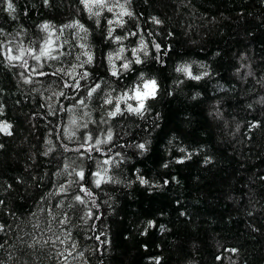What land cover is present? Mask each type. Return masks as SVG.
I'll use <instances>...</instances> for the list:
<instances>
[{"label": "trees", "instance_id": "obj_1", "mask_svg": "<svg viewBox=\"0 0 264 264\" xmlns=\"http://www.w3.org/2000/svg\"><path fill=\"white\" fill-rule=\"evenodd\" d=\"M13 3L15 20L0 9V44L12 40L25 49L30 41L42 46L40 38L47 33L39 25L49 23L53 40L67 41L61 51L72 53L61 57L66 67L77 55L87 59L84 51L93 56L91 64L76 69L89 73L87 82L80 81L77 100L86 97V83H101L115 100L141 73L156 78L159 87L143 117L125 112L111 118L105 112L111 106H102L95 94L85 99L87 108L76 106L71 89L52 84L46 91L36 78L25 84L18 75L24 69L6 59L0 63V121L12 125L11 136L0 132V264H157V258L159 264H264V0H108L113 11L105 7L99 17H90L79 0H51L50 7L43 0ZM119 4L133 15L119 17L122 25L108 24L117 20L121 9L114 5ZM153 16L161 23L155 24ZM75 21L84 24L87 36L64 27ZM115 36L125 38L117 43ZM142 38L148 55H137L143 62L112 76L113 64L119 70L136 58L132 49L140 47ZM155 43L161 44L159 51ZM121 47L122 58L115 59ZM34 63L29 59V66ZM55 63L48 61L46 70ZM181 65H190L192 74L202 78L177 72ZM38 79L47 86V78ZM61 90L68 98L48 99ZM73 118L77 125L88 122V128L72 125ZM109 127L113 141L99 145L100 152L94 146L91 153L81 149V160L75 149L83 134L90 132L95 140ZM139 143L147 150L138 149ZM182 147L193 155L177 164L186 155ZM110 158L111 165L102 163ZM205 158L210 162L203 163ZM65 164L77 171L82 165L86 175L106 168L120 182H102L99 188L88 183V195L79 190L84 182L68 175ZM137 175L149 184L141 185ZM61 184L67 186L65 193L58 191ZM89 209L94 219H81Z\"/></svg>", "mask_w": 264, "mask_h": 264}, {"label": "snow or ice", "instance_id": "obj_2", "mask_svg": "<svg viewBox=\"0 0 264 264\" xmlns=\"http://www.w3.org/2000/svg\"><path fill=\"white\" fill-rule=\"evenodd\" d=\"M79 2L84 6V8L88 11V13L91 16L99 17L101 15V10L105 7H107V10L109 12L113 11V7H108V0H79ZM127 3L130 4L131 0H126ZM44 5L46 6H51V0H43ZM6 5V7H4ZM118 6L121 11L117 13V20H108V24H117L122 25V20L119 19L121 16H129L131 17L133 15L132 12L128 11L127 8L125 7L124 4H119V5H114ZM0 9L3 11L7 12L10 16L11 19L15 20L16 17L13 15L15 13L16 9L14 7L13 0H0ZM95 9V10H94ZM27 14V13H25ZM152 20L155 24H160L161 21L157 19L155 16L152 17ZM99 23V20L97 19L96 21ZM52 26L49 23H43L39 25V28L41 32L47 33L46 37H41L40 40L42 41V46L39 43L31 42L30 44L32 46L28 48H23L21 44H13L12 40H9L7 45L0 44V63L3 62L4 59L7 60L8 64L13 66V67H18L21 69H24V71H20L18 75L23 78V82L25 84H33L34 83V78L35 83H40L42 87H45V90L47 91L52 84H56L59 88L61 89H71L75 95H73L71 98L76 100V106H84L87 108V104L85 103V99L92 98L93 95L95 94V98L100 102V104L103 105H108L111 106L110 109H105L107 117L114 118L118 114L120 116H123L125 112L127 113H132L136 114L138 116L143 117L145 111H150L151 105L148 104L149 100H155L156 99V94L159 85L156 82V79L154 77L152 78H147L143 75L139 76V81L128 90V92L123 93L122 95H119L118 97L114 98L112 97L111 92L105 93L104 90L101 88V83H95L94 86H88L87 83L85 84L86 88V97L85 98H80L76 99V96L79 95V93L76 91L80 89L81 83L80 81H86L88 80L89 73L88 71H83V72H77L76 69L80 68L83 69L86 64H91L93 61V56L88 52L84 51L82 52L81 55L86 56L87 59L82 60L80 55H77L75 57V62L71 63L70 67L65 66V61L61 59L62 56H71L72 53L71 51H61L64 47V43L67 41H64L62 43L57 44L55 40H53V36L55 33L50 31V28ZM64 27L67 28H78L79 31L83 32L85 36H87L88 29L84 26V24L80 23L79 21H75L73 24H68L65 25ZM62 31V30H61ZM115 31V29L110 28L108 30V37H112V33ZM0 35H4V31L2 28H0ZM17 36H19V33H17ZM122 38V36H115L114 41L119 43ZM144 44H146L144 42ZM147 45V44H146ZM81 49H85V44L81 43L79 45ZM161 44L155 43L154 48L159 51L161 49ZM168 45L164 46V55H167L168 52ZM15 49V51H14ZM124 52V48L121 47L116 56L115 59H121L122 56L121 54ZM138 52H143L144 56L148 55V52L145 51L144 47L140 45L139 48L137 49H132V54L136 58L134 60H126L120 65V69L118 70L115 65L113 64L114 57L111 53L108 55V61L110 64H113L111 74L112 76H117L120 71H129L131 65L133 64H141L143 61L140 58L139 55H137ZM27 57V58H26ZM29 59L34 61L35 63L29 66ZM48 61H54L56 62L55 64H48L47 67L51 68L52 71H48L45 68V64ZM199 67H204V65H199ZM177 72H183L187 77L191 78L192 80H200L202 78L201 75H193L191 71V66L190 65H181L180 67H177L176 69ZM203 75H208L207 72L203 73ZM67 77V79H65ZM78 77V78H77ZM38 78H47L48 84L45 86L43 82L38 79ZM35 91H40V89H34ZM99 90V91H98ZM196 95H199L197 93ZM53 96L56 97H64L68 98L65 96V92L63 90L59 92H53L52 95L48 97L49 100L53 98ZM195 99V96L193 97ZM129 101H132L134 103H130ZM121 104L124 105V108L122 110ZM43 107V105H41ZM51 107V105H49ZM63 107V105H61ZM67 111L71 112L72 109H67ZM3 109L0 107V114H2ZM51 115H56V112L53 111L50 113ZM90 114L88 112H84L83 116H89ZM70 123L72 125H76L77 128L83 127L84 129L88 128V122H84L82 125H77V120L75 118L71 119ZM92 123H96V121H92ZM102 124H108V120L102 119L100 121ZM258 125H253V127H256ZM12 125L8 123L7 121H0V132H3L4 134L11 136ZM75 131H73L70 135L75 136ZM104 136V139H100L99 136ZM94 137L90 132H85L83 134V142L81 143L79 148H76V152L81 153V160L84 158V152L81 151V149H84L86 152L91 153L92 152V147L94 146L96 148L97 152H100L99 145L101 144H109L110 142L113 141V132L111 127L107 129L106 132L98 133L97 138L94 140V145L91 144L93 142ZM51 143V141H49ZM136 147L142 151H146V146L145 143H139L136 145ZM4 145L0 143V149H3ZM66 151L68 149H65ZM49 151H52V149H49ZM111 151V149H109ZM180 152L186 153L185 157L178 158L174 162L177 164H182L185 162V159H191L193 153L192 152H187L185 148H180ZM47 155V153H45ZM116 156H120V153H117ZM89 160L92 159L91 155H88L87 157ZM114 158L110 159H105L103 160L104 165H111L113 163ZM123 159V157H121ZM210 162L209 158H205L203 163L207 164ZM72 163H75L74 161ZM97 165H99L101 162L99 159L96 160ZM120 160L115 161V167H119ZM64 170L67 172L68 175H74L78 178L77 183L83 181L84 183L80 185L79 190L81 192H86L88 195H91L90 191L88 190V183L94 184L96 188H99L103 183H109V182H115L119 183V180H113L112 176L107 175L108 169L106 168H99L96 171H91L89 170V173L86 175L84 168L82 165H78L77 167L79 170L77 171L76 168H73L71 164H65ZM163 167H168V164H164ZM71 168V171H68ZM139 169H137V173H139ZM102 172L104 173L102 175ZM94 177L95 179L92 181H89L88 177ZM136 179L139 181L141 185H148L149 181L145 179L143 176L137 175ZM175 177H173V181H175ZM261 179H264V177H261ZM69 184L72 183V181L68 182ZM169 183L168 180L164 181V184L167 185ZM10 187V186H9ZM58 191L60 193H65L67 191V186L64 184H61ZM74 200L80 204V205H85V200L80 196V195H75ZM4 201L0 200V204H3ZM57 207H60V202H58ZM70 207H74L70 205ZM75 210V209H74ZM79 211L83 212V209H79ZM181 215H185L184 212H181ZM65 219L67 220V214H64ZM94 219V214L93 212L89 209L88 211L84 212L83 216H81V219ZM98 218V217H95ZM60 222V221H58ZM70 223V220H68ZM149 227L154 226L153 221L148 222ZM3 225H0V230H3ZM34 227H38V225H35ZM160 230H164V226L160 225ZM51 231V229H49ZM56 239L59 240L61 243L64 241L60 239V236L57 235ZM97 240L100 239L99 236L96 237ZM3 245L0 244V247ZM72 247H75V244L73 243L71 245ZM71 253H69L70 255ZM157 264H159V258H157Z\"/></svg>", "mask_w": 264, "mask_h": 264}, {"label": "clouds", "instance_id": "obj_3", "mask_svg": "<svg viewBox=\"0 0 264 264\" xmlns=\"http://www.w3.org/2000/svg\"><path fill=\"white\" fill-rule=\"evenodd\" d=\"M140 45H141L142 47H144L145 51H147V47H148V46H147L146 44H144L143 38L141 39ZM140 75L145 76V73H141ZM155 79H156V78H155ZM156 82H157V84H158V80H157V79H156Z\"/></svg>", "mask_w": 264, "mask_h": 264}, {"label": "rangeland", "instance_id": "obj_4", "mask_svg": "<svg viewBox=\"0 0 264 264\" xmlns=\"http://www.w3.org/2000/svg\"><path fill=\"white\" fill-rule=\"evenodd\" d=\"M130 102V101H129ZM131 103V102H130Z\"/></svg>", "mask_w": 264, "mask_h": 264}]
</instances>
